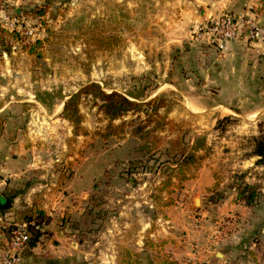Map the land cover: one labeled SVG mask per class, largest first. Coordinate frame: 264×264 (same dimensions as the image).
Instances as JSON below:
<instances>
[{
	"label": "rangeland",
	"instance_id": "374dc122",
	"mask_svg": "<svg viewBox=\"0 0 264 264\" xmlns=\"http://www.w3.org/2000/svg\"><path fill=\"white\" fill-rule=\"evenodd\" d=\"M169 6L168 0H0V13L19 21L12 26L0 19V29L9 32L0 33V102L13 100L24 106L25 120L20 125L30 137L25 139L28 147L58 148L63 155L71 152L66 148H77L78 156H73L69 164L87 153L86 163L88 167L93 165L90 176L95 179L89 218L96 232L119 228V206L124 199L118 204L117 195L130 196L125 199L131 204L129 224L136 222V231L147 224L151 229H160L168 217L165 208L178 207L186 200L181 199L185 195L181 179L193 175L191 169L180 174L174 164L180 163L184 153L203 138L206 148L200 156H204L205 165L221 186L188 197L190 215L200 207L198 199L206 201L209 195L217 194L221 200L235 195L236 179L245 174L246 183L261 188L260 205L252 209L259 211L254 228L264 226V168L255 167L256 158L249 157L254 139L264 136V89H258L257 98L244 88L240 92L220 90L223 85L216 72L212 73L211 65L222 53H208L212 46L191 37L185 39L187 35L182 34L195 29L184 31L178 22L180 9L175 11ZM99 39L110 42V47L100 48ZM36 42L41 44L35 47ZM5 68L10 71L5 73ZM90 83L139 103L160 100L164 107L157 114L143 107L140 113H129L114 121V126L125 122V133L105 139L110 120L99 110L98 101L82 97L80 112L87 136L76 139L73 134L69 138L73 126L62 117L65 102ZM190 100L200 112L190 110ZM225 118L230 121L217 129L218 121ZM127 135L133 142L125 154L123 151L116 157L120 151L116 145ZM64 158L68 156L62 157L58 165H65ZM138 163L142 169L128 173L132 164ZM134 209L140 214L137 220L133 218ZM242 228L237 218L234 230ZM253 230L251 227L241 232L240 240L228 245L233 257L225 264H264V233L259 230L244 241ZM182 232L177 237L186 236ZM120 234L111 236L116 246L110 252L111 264H164L167 259L180 264L172 259V251L164 248L166 239H158L156 244L146 238V250L138 255L127 251L129 240L122 242ZM128 239L141 241L138 233ZM190 242L197 244L195 240ZM254 244L256 247L250 248ZM184 258L180 261L193 262ZM207 261L196 262L221 264L214 255Z\"/></svg>",
	"mask_w": 264,
	"mask_h": 264
},
{
	"label": "crops",
	"instance_id": "0c3cea01",
	"mask_svg": "<svg viewBox=\"0 0 264 264\" xmlns=\"http://www.w3.org/2000/svg\"><path fill=\"white\" fill-rule=\"evenodd\" d=\"M168 1L170 9L175 11L180 9L181 19L178 22L184 27V31L190 28L196 29L209 20L221 17L226 13L248 14L264 21V0ZM193 33L194 31L190 30L189 33L182 35L186 34L185 39L191 37L193 40ZM213 50L217 51L214 47H210L207 52H214ZM263 53L264 43L251 42L245 37L230 42L226 51L219 58L215 56L223 64L221 66L220 63L216 64V60L213 62V66L211 65L212 73L216 72L215 76L217 74V78L223 85L220 90L236 92L239 90L240 92V89L244 88L245 91H252L251 96L257 98L258 89H264ZM224 66L225 70L220 71ZM3 70L6 71L5 73L10 71L7 68ZM172 87L177 90L176 87ZM236 97L237 95L233 98L236 99ZM15 102L13 100L0 102V205L7 206L0 209V256L3 242L9 236L11 227L27 221L39 213H43L49 220L44 224L43 234L38 241L24 253L23 264H111L110 252L116 247L111 236L116 232L121 233L122 242L129 240L125 246L127 251L128 249L133 250L138 255H142L141 252L146 250V245L143 243L146 238L156 244L157 240L162 238L168 241L164 248H169L173 253L172 259L178 262L186 257L193 261L208 263L210 255H214L216 261L225 264L233 257L228 245L236 240L239 241L241 232L250 231L251 227L255 229L251 232L252 234L246 236L245 242L249 241L259 230L264 233V226L259 224L254 228L256 219L259 220V211L245 206L244 203L236 202V194L221 200L217 194L209 195L210 198H207L206 201L199 199L200 207L195 210L193 216L190 215L188 197L202 194L206 189H213L216 184L212 171L205 165V158L201 163L190 168L193 175L189 176L188 174L189 179L182 183L184 187L182 192L185 195L181 196V199L186 200L178 207L165 208V215L168 217L160 225V229H151L147 224L142 230L136 231L135 226L139 227V225L136 222H133L131 226L129 224L132 214L130 212L131 204L125 199H129L130 196L117 195L118 204L122 202L121 199H124L123 204L119 206V228L107 227L96 232L93 228V221L89 218V212L93 207L91 206L90 193L94 188L95 179H91L90 176L93 165L88 167L87 153L81 157L80 161L69 164V161H73V156H78L77 148L75 150L66 148L71 152H68V155H63L58 148L28 147L25 139H30V137L23 133L20 125L25 120L24 106L15 104ZM195 105L198 106L192 100L189 101L190 110L195 113L200 112L194 107ZM68 137H74L73 133L70 132ZM75 138L78 139L76 136ZM130 142L133 140L127 135V138L116 145L120 150L116 157L123 151L124 154L126 153V147ZM202 152L201 150L197 154L200 156ZM66 156L68 158H64V163L65 165L68 163L70 171H68V167L63 168L65 165L57 163ZM110 167L112 165L105 171ZM67 171L68 173H66ZM70 172H74V174ZM103 174L104 172L99 178ZM195 200L196 197L193 201L195 202ZM134 210L133 218L137 220L136 215L140 214L136 209ZM195 215H201V218L197 219ZM206 216L210 217L209 220L204 218ZM228 217H236L239 221L241 220L243 228L239 231L233 228L234 231H230L227 238L222 239L220 241L222 243H218L216 247L213 242L216 239L215 235L219 234L218 223ZM237 226L239 227L240 224ZM174 229L175 231H172ZM181 231L187 234L179 238L177 235ZM136 233L141 241L138 240L134 243L133 239L128 238ZM191 240H195L197 244L191 243ZM172 241H176L175 245ZM253 246L256 247L254 244L250 248ZM218 248H221L222 251L217 252ZM186 259L184 261H187Z\"/></svg>",
	"mask_w": 264,
	"mask_h": 264
},
{
	"label": "trees",
	"instance_id": "16d2710c",
	"mask_svg": "<svg viewBox=\"0 0 264 264\" xmlns=\"http://www.w3.org/2000/svg\"><path fill=\"white\" fill-rule=\"evenodd\" d=\"M44 12H41L40 15L43 16ZM0 33H8L4 29H0ZM14 34V33H12ZM40 42L35 43V47L40 45ZM100 48L110 47V42H107L104 39H99L98 41ZM31 49V48H30ZM93 98L95 101L99 102V110L110 120V124L107 127V133L104 135L105 139H108L113 136H121L125 132V122H123L119 126H114L113 122L116 120H120L127 116L129 113H140L142 112L143 107L150 108L151 113L157 114L158 111L163 108V102L160 100H150L145 103H139L132 101L128 97L118 92L106 93L102 87L97 83H90L82 87L79 92L72 95L66 102L62 111V117L66 121H68L73 126V134L78 137L80 135L87 136V131L82 126L83 124V116L80 112V101L81 98ZM230 121V118H225L223 120L218 121L217 129H219L225 122ZM136 134V132H135ZM206 148V140L197 139L196 143L191 147L188 152H183L184 157L180 163H175L174 165L178 166L177 172L180 174L186 173V171L190 170V168L196 164H198L204 156H199L197 153ZM255 157V166L264 168V136L254 139L253 150L249 156ZM141 163L132 164L128 173L135 174L140 169H142ZM188 174L186 178L181 179V182L186 181L188 178ZM238 179V180H237ZM236 181L237 184L235 186L236 189V202L244 203L245 206L249 208H256L260 205V201L262 198L261 188L254 184H248L244 181L245 174L238 175ZM220 187V183L216 180V184L214 188L218 190ZM215 190V191H216ZM36 219L43 224L48 222V218L43 215V213L37 214L35 216ZM43 234V229L40 231L32 232V240L31 245L35 244L40 236ZM30 245V246H31ZM164 264H177L170 259H167Z\"/></svg>",
	"mask_w": 264,
	"mask_h": 264
},
{
	"label": "built area",
	"instance_id": "2783aa9c",
	"mask_svg": "<svg viewBox=\"0 0 264 264\" xmlns=\"http://www.w3.org/2000/svg\"><path fill=\"white\" fill-rule=\"evenodd\" d=\"M0 19L1 22L7 23L6 25L10 23L12 26L19 22L17 17L10 20V17L4 12L0 13ZM241 37H245L251 42L264 43V21L248 14L234 15L226 13L221 17L209 20L194 30V40L212 46L221 53L226 51L230 42ZM236 223V217H228L219 221V234H217L213 243L218 244L235 227ZM43 228V224L36 217L13 225L9 236L3 242L0 264H23L24 253L31 245L32 232L40 231ZM180 264L200 263L193 261L180 262Z\"/></svg>",
	"mask_w": 264,
	"mask_h": 264
},
{
	"label": "water",
	"instance_id": "95a60500",
	"mask_svg": "<svg viewBox=\"0 0 264 264\" xmlns=\"http://www.w3.org/2000/svg\"><path fill=\"white\" fill-rule=\"evenodd\" d=\"M198 200H199V199H198ZM198 200H197V203H198ZM4 207H7V206H1V205H0V209H3Z\"/></svg>",
	"mask_w": 264,
	"mask_h": 264
},
{
	"label": "bare ground",
	"instance_id": "6f19581e",
	"mask_svg": "<svg viewBox=\"0 0 264 264\" xmlns=\"http://www.w3.org/2000/svg\"><path fill=\"white\" fill-rule=\"evenodd\" d=\"M63 108V107H62Z\"/></svg>",
	"mask_w": 264,
	"mask_h": 264
}]
</instances>
